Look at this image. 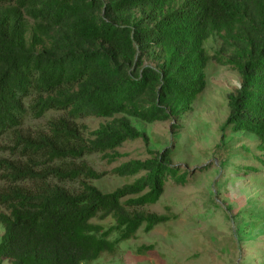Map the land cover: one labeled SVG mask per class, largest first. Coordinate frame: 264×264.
<instances>
[{"label": "trees", "instance_id": "16d2710c", "mask_svg": "<svg viewBox=\"0 0 264 264\" xmlns=\"http://www.w3.org/2000/svg\"><path fill=\"white\" fill-rule=\"evenodd\" d=\"M212 37L226 55L213 59L240 77L226 125L264 154V0H0V141L19 157L0 159V261L89 263L168 221L136 211L177 171L168 150L121 164L112 173L135 179L106 194L85 157L114 163L145 140L132 120L179 129L206 87ZM48 116L50 135L22 134ZM84 119L106 122L87 133Z\"/></svg>", "mask_w": 264, "mask_h": 264}, {"label": "rangeland", "instance_id": "374dc122", "mask_svg": "<svg viewBox=\"0 0 264 264\" xmlns=\"http://www.w3.org/2000/svg\"><path fill=\"white\" fill-rule=\"evenodd\" d=\"M204 50L212 58L205 69L206 87L191 111L178 118L179 129L169 122L147 125L132 120L145 140L122 145L116 150L119 158L114 163L100 155L85 157L100 175L91 185L106 194L135 179L112 173L121 164L145 161L151 154L168 150L177 171L164 175V193L156 203L136 209L168 221L148 233L140 228L134 239L115 247L114 255L103 254L83 264H264V168L260 163L264 154L255 136L233 132L226 125L228 96L239 88L240 77L231 66L213 59L226 60L221 41L210 38ZM51 118L28 120L22 134L34 142L50 135ZM105 122L84 119L78 129L85 126L91 133ZM12 145L0 141V159H19L14 150L4 147ZM1 168L0 178L5 174ZM70 186L76 188V184ZM111 223L100 222L106 227ZM3 232L0 225V239ZM0 264L9 263L4 259Z\"/></svg>", "mask_w": 264, "mask_h": 264}]
</instances>
